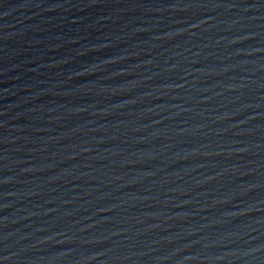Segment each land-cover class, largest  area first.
<instances>
[{
	"label": "water",
	"instance_id": "obj_1",
	"mask_svg": "<svg viewBox=\"0 0 264 264\" xmlns=\"http://www.w3.org/2000/svg\"><path fill=\"white\" fill-rule=\"evenodd\" d=\"M0 264H264V0H0Z\"/></svg>",
	"mask_w": 264,
	"mask_h": 264
}]
</instances>
